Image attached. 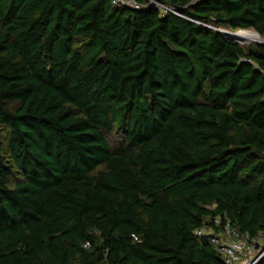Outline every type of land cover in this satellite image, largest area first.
Wrapping results in <instances>:
<instances>
[{
  "label": "trees",
  "instance_id": "obj_1",
  "mask_svg": "<svg viewBox=\"0 0 264 264\" xmlns=\"http://www.w3.org/2000/svg\"><path fill=\"white\" fill-rule=\"evenodd\" d=\"M135 1L0 0V264H225L215 218L264 239V46L218 31L264 38V0Z\"/></svg>",
  "mask_w": 264,
  "mask_h": 264
},
{
  "label": "built area",
  "instance_id": "obj_2",
  "mask_svg": "<svg viewBox=\"0 0 264 264\" xmlns=\"http://www.w3.org/2000/svg\"><path fill=\"white\" fill-rule=\"evenodd\" d=\"M114 6H126L137 10L143 7L135 0H110ZM150 3L155 4L150 1ZM164 13L175 11L157 5ZM197 241H206L216 253L221 256L225 264H256L264 259V239H248L241 237L231 229L228 222L220 225L218 218L211 223L204 224L193 232ZM261 242V244L258 243Z\"/></svg>",
  "mask_w": 264,
  "mask_h": 264
},
{
  "label": "bare ground",
  "instance_id": "obj_3",
  "mask_svg": "<svg viewBox=\"0 0 264 264\" xmlns=\"http://www.w3.org/2000/svg\"><path fill=\"white\" fill-rule=\"evenodd\" d=\"M224 35H227L231 38L238 39L240 41L251 42V43H264V40L256 35L255 33H247V32H237L230 33L228 31H222Z\"/></svg>",
  "mask_w": 264,
  "mask_h": 264
},
{
  "label": "rangeland",
  "instance_id": "obj_4",
  "mask_svg": "<svg viewBox=\"0 0 264 264\" xmlns=\"http://www.w3.org/2000/svg\"><path fill=\"white\" fill-rule=\"evenodd\" d=\"M218 31L219 32H221L222 33V31H228V32H230V33H237V32H247V33H255L254 31H252V30H238V31H230V30H228V29H218ZM256 34V33H255ZM257 35V34H256ZM260 37V36H259ZM263 40H264V38H262ZM241 47H248V46H251V45H255V43H251V42H243V41H240V40H238V39H234ZM258 243L259 244H261V242L260 241H258Z\"/></svg>",
  "mask_w": 264,
  "mask_h": 264
},
{
  "label": "water",
  "instance_id": "obj_5",
  "mask_svg": "<svg viewBox=\"0 0 264 264\" xmlns=\"http://www.w3.org/2000/svg\"><path fill=\"white\" fill-rule=\"evenodd\" d=\"M255 44H258V45L264 46V43H255Z\"/></svg>",
  "mask_w": 264,
  "mask_h": 264
}]
</instances>
